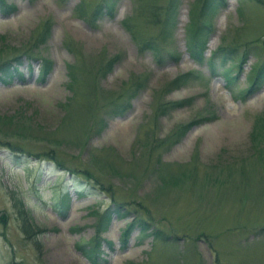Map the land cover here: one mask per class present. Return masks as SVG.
<instances>
[{
    "label": "rangeland",
    "instance_id": "obj_1",
    "mask_svg": "<svg viewBox=\"0 0 264 264\" xmlns=\"http://www.w3.org/2000/svg\"><path fill=\"white\" fill-rule=\"evenodd\" d=\"M80 1L6 0L5 8L0 6V62L23 54V79L0 85V210L9 214L7 223L0 222V264H94L79 242L97 235V212L117 206L126 207L128 217L114 216L100 234L101 257L107 261L99 264H264V160L259 153L264 140L254 141L252 134L257 115L264 112V86L238 96L249 87L252 69L264 62V0L259 5L227 0L216 18L207 60L221 46L241 44L239 55L249 50L232 85L221 74L232 60L217 59L213 74L207 61L199 65L187 51L190 9L198 0H181L173 40L163 45L180 58L161 61L153 50L140 48L126 22L142 38L156 39L158 28L145 16L129 19L135 8L140 18L153 4L169 0H121L115 17L96 26L78 17ZM47 19L49 37L41 43L35 32ZM116 55L112 71L98 78L86 111L87 89H79V81L75 89L69 87L68 67L79 66L83 80L104 58ZM44 60L52 63L46 76ZM194 70L202 72L200 78L166 91L171 80ZM137 77L146 82L130 110L108 114L106 98ZM181 100L188 101L186 106L154 118L157 106ZM68 110L74 113L70 119ZM196 119L202 122L177 143L157 142ZM101 121L107 125L99 133L80 131ZM181 172L188 178L180 186L162 188L161 175ZM66 193L68 209L58 206ZM15 200L29 210L33 228L43 229L35 238L22 230ZM140 220L168 239L145 237L137 223L125 237L128 223Z\"/></svg>",
    "mask_w": 264,
    "mask_h": 264
},
{
    "label": "trees",
    "instance_id": "obj_2",
    "mask_svg": "<svg viewBox=\"0 0 264 264\" xmlns=\"http://www.w3.org/2000/svg\"><path fill=\"white\" fill-rule=\"evenodd\" d=\"M89 0H81L79 4L76 6V13L78 17L84 19L90 24L96 26L97 23L105 18H113L115 17L118 6L121 0H97L93 5L88 4ZM256 2L259 4L263 3V0H248ZM6 0H0V6L5 8ZM254 5H257L254 3ZM227 6V0H198L196 4L192 6L190 9V21L187 24V51L190 54V57L199 65H203L206 61L211 66V71L213 74L218 73V66L216 64L217 59H222L224 63L227 62V59L232 60V67H226V64L223 66V70L221 74L226 76L228 85H232L237 78L233 73L237 72L242 67V64L245 62L249 55V50L245 51L242 55L237 54L239 47L241 44H233L232 46H221L216 52L212 53V56L207 60L205 56V52L207 49V44L215 31V21L220 11ZM181 9V0H169L166 5L164 4H153L147 10L143 11L142 17L139 18L140 11H137L135 8V16L129 20L137 21L138 19H142L144 16L147 21L151 23L153 26H157L158 33L156 39H148L142 38L139 32L136 31V28L132 26L128 21L126 25L128 29L132 32L133 36L137 39L139 46L141 49H150L154 51V54L158 60H163L167 56L172 59H179L180 55L175 52H167L163 45L168 42L170 38L176 32L178 25V18L180 16ZM144 17V18H145ZM51 21L47 19L42 26L41 31L38 30L35 32L37 34V40L41 43H45L48 39V32L51 28ZM173 40V38L171 39ZM258 41V40H257ZM264 42V39H263ZM70 49V48H69ZM119 55H116L110 59H103L101 65L97 69V71L93 74L86 73V76L83 80L79 78L81 68L76 65H70L68 67V76L71 80L70 86L72 89H75V84L79 81V89L84 85L87 89L85 100L86 104L83 102L79 106L83 107L86 111L90 112V109L93 104L94 94L97 93L96 88L98 87V78L103 77L112 71ZM23 58V54H17L10 59L4 60L0 62V84L9 85L14 82L16 78H22V72L20 71L19 64ZM52 63L50 60H44L42 74L46 76L50 71ZM202 72L198 70L190 71L187 73H183L175 77L171 80L167 86L166 91H172L176 88L184 86L186 83L193 81L197 78L201 77ZM80 79V80H79ZM249 79V87L245 90H242L238 93L239 97H245L246 94L256 91L264 86V62L261 64H257L253 69L251 76ZM143 77H137L133 79L131 82L125 83L121 92L117 96L108 97L109 106H111L106 112L108 114L112 113V115H124L128 110H130L132 106V99L139 93V90L144 87L145 81ZM77 92V91H75ZM96 95V94H95ZM102 95V94H101ZM103 96V95H102ZM104 97V96H103ZM188 101L181 100L177 103H169L162 104L156 107L154 118L157 120L159 117L168 114L171 110H176L178 108L186 106ZM69 112V113H68ZM67 118L70 119L74 115L73 112L68 110ZM75 114H79V110L76 109ZM91 121V120H90ZM202 120H193L190 123L182 124L178 126L172 134H170L166 139L160 141L157 139L158 143H163L171 146L174 143H177L193 126L199 124ZM107 123L101 121L99 122V126L96 128L94 123L88 124L82 131L84 134L89 136L88 133L96 134L102 131L106 127ZM253 138L254 141H262L264 140V112L260 115H257L255 124L253 126ZM260 158L264 160V146L259 148ZM49 154V152L47 153ZM51 158L54 160L60 167H64V164L59 161L58 156L56 154H49ZM158 164H163L161 162V158L159 157L157 160ZM163 171V167H162ZM90 173V172H88ZM93 178V177H91ZM188 178V174L185 172H181L180 175H170L169 177H165L161 175V179L163 180L162 188L169 187L171 184H175V186H180L181 182ZM103 191L108 192V188H102ZM70 198L68 193L62 196L60 203L58 206L64 207L66 209L69 208ZM15 207L18 210L19 218L22 220V230L26 234V236L35 238L38 234L43 232V229L36 227L35 225L30 223V212L29 210L24 208V204L20 200H15ZM126 207L117 206V207H109L103 213H98L99 220L96 224L97 235L93 236L89 242L80 243L78 245L79 250L94 264H99V260L102 262H106L107 260L101 257L103 253L101 249V245L103 243L101 233L106 231L113 219L116 216L119 219H125L128 217V212H126ZM9 214L5 211L0 210V222L7 223ZM136 223L140 225L141 232L145 237L152 235L154 239L158 240H167L169 236H166L162 231L156 229H152V227L145 222V220H140L139 222L128 223L126 230L123 232V235L127 237L131 230L136 226ZM264 230V227L261 229ZM110 246L113 245L112 241H108ZM104 254V253H103Z\"/></svg>",
    "mask_w": 264,
    "mask_h": 264
},
{
    "label": "bare ground",
    "instance_id": "obj_3",
    "mask_svg": "<svg viewBox=\"0 0 264 264\" xmlns=\"http://www.w3.org/2000/svg\"><path fill=\"white\" fill-rule=\"evenodd\" d=\"M213 43V42H212ZM212 45V44H211Z\"/></svg>",
    "mask_w": 264,
    "mask_h": 264
}]
</instances>
